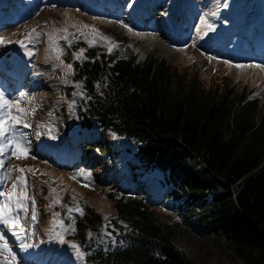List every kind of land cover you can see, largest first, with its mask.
I'll use <instances>...</instances> for the list:
<instances>
[{
    "label": "trees",
    "instance_id": "1",
    "mask_svg": "<svg viewBox=\"0 0 264 264\" xmlns=\"http://www.w3.org/2000/svg\"><path fill=\"white\" fill-rule=\"evenodd\" d=\"M87 50L78 69L87 121L96 118L133 141L139 167L162 174L174 186L171 197L192 206L211 196L203 229L222 235L244 264H264V111L258 118V100L246 104L243 95L235 101L231 89L221 95L194 82L175 89L164 64L111 57L109 67L104 52L97 57L94 48ZM145 204L122 195L120 217L108 227L114 238L88 245L95 248L87 258L97 264H191Z\"/></svg>",
    "mask_w": 264,
    "mask_h": 264
},
{
    "label": "rangeland",
    "instance_id": "2",
    "mask_svg": "<svg viewBox=\"0 0 264 264\" xmlns=\"http://www.w3.org/2000/svg\"><path fill=\"white\" fill-rule=\"evenodd\" d=\"M16 1L17 0H14V2ZM23 1L19 0L18 2L22 3ZM39 1L37 7L33 10V13L21 14L20 18L31 14L30 16H26V18L22 17L17 21L13 20V23H11L12 21L9 22V20L6 24L0 25V36L7 31H12L14 28H21L19 34L15 35V32L12 33L8 40H21L23 39L22 36L25 38L28 33H32L33 29H35V32L32 33V35L35 37L39 34L36 33L38 31L42 32L50 30L48 27L45 28V23L39 22L44 15L53 18L54 23L63 20V5L58 4L56 0ZM168 1H166L164 5L169 3ZM222 3L224 7L229 11H234L240 18H246L250 14L252 15L254 9H258L257 5H259L255 0H223ZM157 7V9L155 8V14L160 8L159 6ZM74 9L79 12H84L79 5ZM109 16L110 15L107 12L102 15L103 18H108L114 23L113 25L108 24V26H106L107 32L112 34V37H109L110 40L101 39L100 37L102 33H92L89 31L77 34L74 32L75 28H77L76 24H71V26L68 27H65L64 25L60 27L57 32L51 34L53 40L52 43L49 42L50 53L58 50L59 48L54 50L53 45L59 46V41H62V55L60 59H56V61L63 62L65 66H72L71 71H69V74L67 75V85L59 87H43L42 91H38L35 99L30 100V104L27 103L28 109H37L34 116L28 117L27 122L31 124V127L20 128L19 131L25 133L27 141L30 142L29 161H34L36 164L41 166L46 163V165L50 164L49 157L45 156L43 151L38 152V149L36 150L38 142L37 138H40L39 136L44 138V130L40 125H45L46 122H51L53 127V137L59 147H68L73 140L76 139V143H73L81 145L80 151L83 157L79 154V163H76L73 167L62 168V170L68 171L72 178L69 181V184H61L65 187H60L59 192L56 194L52 193L48 186L43 185L40 187V185L37 184V181L27 177V184L29 183L28 186L30 188L28 191V219L23 221V223L25 225H30L31 227L27 229L28 233H30L27 236L26 242L39 243L37 240H41V243H55L54 241L52 242V240L47 241V232H54V221L58 222L62 220L64 225L74 227L75 231L62 232L57 228L55 235L60 233L58 236L62 237L64 243L77 244L86 254L90 253V251L86 249L88 245L107 243L109 241H105L102 238V230L105 229V225H108L109 227V222L112 219H118L120 217L118 199H120L121 195L127 194L137 196L146 202L145 205L147 206V211L153 215L156 222L160 223L164 229L171 232L173 243L187 255L191 260V264H244L242 260L237 258L230 244L222 235L207 232L203 229L201 215L210 211L212 205L211 196L208 197V201L205 204H202L201 200H197L192 206H189L185 203L184 199L181 198L177 200L171 197L170 193L174 186L168 183L162 175H157V177L162 183H164V186L169 189L162 193V191L156 187V191H154V186L148 181V178L146 179V176H144L145 174H143L137 167L138 162L133 153L136 151V148L126 147L122 150L121 146H116V139L114 138L115 134L112 133L111 130L106 128L103 129L98 126V123L95 120L96 118H93L92 122L87 121L86 117L83 115L84 108H81L85 96V90L83 89L82 82L77 78L76 66L81 64L82 61L87 58V48H94L98 55H101L104 52L109 56V59H111V57L117 59L120 57L127 58L134 56L135 63L146 64L149 61H153L157 66L164 64L172 74V84L175 89H179L182 86L187 87L191 82H194L199 89H204L206 91H214L217 89L218 93L221 95L228 89H231L233 93L232 98L235 101H238L243 95L245 96L243 102L246 104L251 100H258V118H260L262 111H264V91L253 81L251 76L236 78L235 75L228 70L210 69L207 64L197 58L191 60L182 57L181 54H172L165 50L161 46L160 40H165L169 46L174 48H184L189 44H193L191 41H188L185 45L176 40L177 38L173 43L167 40L165 37V31L163 32L161 28L157 27L160 26V24H156L157 26L154 25L155 21L156 23L160 21L154 19V17L145 22L148 25L150 24L149 28H145L143 26L133 27L132 25H136L140 20H137L134 24L129 23V20L126 19L127 13L125 14L123 8L120 15ZM224 17L225 16L214 17V19L210 17L208 19L207 25H212V30L208 29L209 32H207L210 36H217L221 31L223 33V26H231L226 17V20L222 19ZM215 18L219 19L216 20ZM194 19L195 22H193L195 23V26L193 27L191 35L196 34L197 26L203 19V16L197 14ZM90 21L91 20L88 22ZM140 25H142L141 22ZM24 26L28 27L24 28ZM104 27L105 25L101 24V28ZM22 29L24 30L22 31ZM187 32L189 34V28H187ZM81 33H83V35H81ZM146 33H150L153 38L148 39ZM70 34L76 35L71 36ZM233 34V39H229V41L224 44V46L226 44L230 46L229 50L223 48L217 49L221 50V53L227 54V56L224 57L217 55V51L207 52L205 49L201 50L202 54L209 57L223 58L227 60L228 63L232 64L242 63L244 60H241V62L232 61V57H229L228 53H226L230 51L234 42H237V34L240 35L238 31H235ZM64 36H67L68 39L65 40L63 38ZM103 36L106 37L105 35ZM40 39L39 35V39H35L32 43L27 45V47H31L33 43L41 42L39 41ZM82 42L84 44L83 46L80 45ZM260 43L261 45L256 50H251V43L249 42V47L247 46L246 50L251 51L247 54L251 56L264 53V30L261 32ZM14 45L15 44H13V46ZM85 45L87 48H85ZM109 48H111L110 52ZM195 48H199V45L195 46ZM7 58L9 59L8 56ZM109 59H104V61H109ZM2 62V67L7 66V61H4V63H6L4 66L2 65ZM262 62H264L263 57L257 59L258 65L260 64L261 66H264ZM245 63L247 64V62ZM108 66L111 67L112 62H109ZM10 75V72L7 70L6 77H9ZM235 104L237 105V102H235ZM237 109H239V106ZM49 113L52 115L50 116ZM98 131L101 132V137L96 136V132ZM40 140L39 143L41 144L42 142ZM79 141L81 143H78ZM97 147L104 158L95 153ZM42 148L46 149L45 144ZM93 155H95V157H93ZM123 157H126V164H130L131 178L129 182L127 181L126 187L119 188L113 184V182H116L115 178H111L110 181H108L107 179H104L107 177L105 173L103 176H99L97 172L99 169L98 165L103 166L106 162L110 164L111 170L115 171L116 168L118 169L117 166ZM12 158L18 160L15 157ZM22 160L26 161L25 159ZM12 166L10 160L5 164L6 169H11ZM29 173L31 174L32 172ZM82 173L84 175H81ZM88 174H90V177ZM12 176L13 180L7 182V188L12 187V183L14 178L18 176V172L13 170ZM163 179L168 184H166ZM3 188H5L4 185L1 190ZM100 191L107 193L108 198L111 200V203H113V208L116 210V212L110 215L108 219H105L97 207L92 205L87 198V195L90 194H95L97 197H100ZM161 193L163 195H161ZM33 196L35 197L34 206L31 204V198ZM172 202H175V204H181L179 212H175L173 209L169 208L170 203ZM77 208L82 209V214L75 210ZM33 211L37 215L36 222L31 221ZM55 213H58L59 215L54 217ZM80 221L84 225L82 229L78 225ZM0 229L3 231L4 236L8 235L7 233L5 234L6 229L4 230L3 226H1ZM8 244L11 248H16V245L11 244V242H8ZM55 244L59 245L60 243ZM59 252L61 251H56V254ZM14 253L17 259H19V253L21 252L16 253V251H14ZM0 259L4 260L5 256ZM8 260L10 261L11 258H8ZM81 261L82 262H79L78 264H95L93 261H88L86 256L85 259Z\"/></svg>",
    "mask_w": 264,
    "mask_h": 264
},
{
    "label": "bare ground",
    "instance_id": "3",
    "mask_svg": "<svg viewBox=\"0 0 264 264\" xmlns=\"http://www.w3.org/2000/svg\"><path fill=\"white\" fill-rule=\"evenodd\" d=\"M56 1L58 4L64 6V8H62L64 9V12L62 11L63 20L61 22L54 23L53 18L44 15L39 22L45 23V28L48 27L50 30L36 32L39 33L41 38L39 41L41 42H37L35 44L33 43L31 47L26 46L22 47L23 49L16 50L12 47L13 44H15L14 46L16 47H21V45L15 42L7 43V40L11 37L12 33L15 32V35L19 34V32H21L19 31L21 30V28H14L12 31H7L0 36V38H3L6 41L4 44H0V92L4 93L5 98L9 100H17L20 98V94L24 93L26 94L25 100H33L35 99L37 92L42 91L43 87L66 86L69 70L62 62L56 61L55 58L57 51L62 49V41H59V49L50 53L49 34L57 32L59 28L64 25L65 27H68L71 26V24H76L77 28H75L74 32H76L77 34L80 32L91 31L92 33H102V35H105L108 38L112 37V34L107 32L106 26H108V24L113 25L114 23L111 22L108 18H103L102 15L105 12L109 13V17L120 15V13L122 12V6L119 5V3L123 2L124 0ZM39 2V0H29V5L27 6L28 8L26 7L27 10L24 13H33V10L37 7V4ZM150 2L151 0H140L133 7L128 8L126 19L129 20V23L134 24L137 22V20L141 21L142 17H139L138 12L143 10V8L146 6V9L148 7L150 8ZM168 2L169 3L165 4L166 6L164 5V8L159 11V23H161L160 26L164 27L166 37L170 42H173L177 38L176 40L182 43L191 41L193 45L189 44L184 48H174L172 46H169L165 40H160L161 46L165 50L172 54H181L182 57H186L191 60L197 58L207 64L210 69L228 70L232 74H234L236 78L251 76L253 78V81L257 85H259L261 90L264 91V66H261L259 64L260 67H256L258 65L257 59L261 57L264 58V53L258 55L254 54L251 56L247 54L250 53L252 49L256 50L261 45L260 36L261 32H263L264 30L263 0H255V2L259 4L257 5L258 10L254 9L252 15H248V17L245 18L244 22L241 21V19L234 13V11H229L222 5L223 0H169ZM17 3L18 1L14 2V0H0V13L8 12L11 9L9 8L8 10H4L3 8L5 6H12L13 4L15 5ZM77 5H79V7L82 8L84 12L75 10L74 8L77 7ZM153 6H155V4H153ZM118 7L119 9L117 10ZM146 13L148 14V12ZM197 14H201L203 16V19L197 26L196 34L191 35L190 33L189 35L187 32V20L192 21L193 19L191 18L195 17ZM20 15V11L17 13L14 12L13 14V16L17 20L20 18ZM221 16H225L226 19L231 23L232 27L224 28L223 33L220 36L214 38L215 46L218 49H221L222 45L227 43L229 39H233V33L235 31H238L241 36L240 40L238 42H234V45L231 47L230 51L226 53H228V56L232 58L237 54L242 56L244 61L240 64L228 63V61L223 58L209 57L202 54L201 50H206V48H204L203 41L210 37L207 33L208 19L210 17L214 18ZM89 20L91 21L88 22ZM143 23L144 22H142L141 24ZM176 23L180 24V28L177 32L178 34H176L173 27ZM101 24L105 25V27L101 28ZM27 27L24 26V28ZM23 30L24 29H22V31ZM70 35L73 36L76 34ZM146 36L148 37V39L153 38L150 33H146ZM156 39L159 40L158 38ZM249 42L251 43V50L247 51L246 48ZM197 45H199V48H195V46ZM28 50L30 52H25ZM220 51L221 50H217V53H221ZM7 56L9 57V59L7 58ZM223 56L225 57L227 56V54L223 53ZM4 61H7V66L2 67L1 62L3 66L6 65ZM245 62H247V64ZM262 63L264 64V62ZM238 65H243L244 67H237ZM28 66H32L30 71H27ZM7 70L11 74L9 77H6ZM20 89H22V91L18 92V90ZM21 106L27 108V103H23ZM43 126L45 129L46 127L52 125L51 122H46ZM46 133L47 132L45 131V134ZM73 142L76 143V139H74ZM46 144L47 146H49L48 148L42 149L38 147L37 151H43L45 153V156L49 157V166L46 165L47 163L41 166L39 164H36L34 161H29L28 158L25 159L26 161L22 159L15 160L11 158L10 162L13 166L22 167L25 169L31 168L33 171L31 174L29 172L26 173V179L27 177H30L37 181V184H39L40 187L46 185L50 188V191L52 193L56 194L59 192L60 187H65H63V185L61 184H69V181L72 178L71 174L66 170H62V168H67L75 165L76 163H79L78 159L80 150L78 148L69 147L67 148L68 156H61V154H59V150H57V148L52 145L53 143L46 141ZM125 158L126 157H123L121 159V162L117 166L118 169H115L116 171L111 170L109 163L102 166L101 168L98 167V175L103 176L105 173L108 176L104 179L110 181L111 178H115L116 182H113L115 186L119 188L126 187V181L128 179V169L125 167V164H123ZM3 159H5L6 163L9 161L7 156L3 157ZM118 171L120 172V177L118 176ZM19 175H21V173L18 172V176ZM28 184L27 188L29 191L30 188ZM2 187L3 185H0V191L4 190V188L1 190ZM7 189L10 190L11 187ZM53 189L55 190V192H53ZM100 194V197H97L95 194H90L87 195V198L92 205L97 207L102 216L105 219H108L110 215L116 212V210L113 208V203H111V200L108 198L107 193L100 191ZM51 220L50 222L52 223ZM1 226L3 225H0V227ZM7 229L6 231H9V234L7 236L3 235V231L1 229L0 234H2L8 242H11V244H21V241L18 240L15 235H13V232ZM6 231L5 234L7 233ZM48 232L47 241L52 240V242L54 241L57 244L60 243L59 245H56L55 243H41L42 241L39 240V243H28L29 245H31V247H28L27 249L22 247L21 250H18L17 248L21 246L11 248L14 256V251H16V253L21 252L19 253V259H17V257L15 256L16 259L14 264H78L79 262H82L81 259L77 257L75 250L71 247L72 244L64 243V241L61 242V237L55 235V231H51L49 233ZM57 240L59 242H57ZM58 250L61 252L56 254V251ZM3 257L4 255H0V258Z\"/></svg>",
    "mask_w": 264,
    "mask_h": 264
},
{
    "label": "snow or ice",
    "instance_id": "4",
    "mask_svg": "<svg viewBox=\"0 0 264 264\" xmlns=\"http://www.w3.org/2000/svg\"><path fill=\"white\" fill-rule=\"evenodd\" d=\"M207 28L212 30V25L208 24ZM35 32V29L32 30V33ZM32 33H28L24 39L12 41L8 40L7 43H18L21 47H26L27 43H32L35 39H39V34L33 37ZM83 35V33H81ZM65 40L68 39L67 36L63 37ZM101 39L110 40L108 37H104L101 34ZM52 36L49 34V42L52 43ZM6 41L3 38H0V44H4ZM115 43V42H113ZM59 48L58 45H53V49ZM111 48H109V52ZM62 55V49L57 51L55 56L56 59H60ZM79 58V57H77ZM67 69L71 71L72 66L66 65ZM237 67H244L243 65H238ZM256 67H260L257 65ZM26 94L21 93L20 98L17 100H9L5 98L3 92H0V185H4L5 188L3 191H0V225L7 227L10 231L13 232V235L21 241V247L27 249L31 247L26 243L28 233V228L30 225H25L23 221L28 219V206H29V197H28V188H27V179L26 173L32 172L31 168L25 169L18 166H12L11 169H6V161L3 157L7 156L10 160L12 157L16 159H26L30 155V142L27 141L25 133L19 131L20 128H30L28 117L34 116L36 108H25L21 106L23 103H31L30 100H25ZM51 116L52 114L49 113ZM43 127V125H40ZM18 171L21 175L16 176L12 183L11 189H7V182L13 180L12 171ZM81 175H84L83 173ZM90 177V174H88ZM87 186V185H86ZM53 192L55 190L53 189ZM31 204L35 205V197L31 198ZM76 211L82 214V209H75ZM58 213L54 214L58 216ZM31 221H37V215L33 211L31 215ZM108 225H105L107 229ZM59 228L62 232H74V227H69L64 225L63 221H54L53 231ZM34 234V233H33ZM58 235L60 233H57ZM111 235V233H106ZM61 242L63 239L61 237ZM71 247L75 250L76 255L79 259L84 260L86 253L81 250L80 246L77 244H72ZM0 255H4L5 259L0 260V264H14L15 256L12 252L11 247L9 246L4 236L0 234ZM8 258H11L9 261Z\"/></svg>",
    "mask_w": 264,
    "mask_h": 264
},
{
    "label": "water",
    "instance_id": "5",
    "mask_svg": "<svg viewBox=\"0 0 264 264\" xmlns=\"http://www.w3.org/2000/svg\"><path fill=\"white\" fill-rule=\"evenodd\" d=\"M106 233H111V235H108ZM113 236L112 232L109 231V230H104L103 233H102V237L105 239V240H108L109 238H111Z\"/></svg>",
    "mask_w": 264,
    "mask_h": 264
}]
</instances>
